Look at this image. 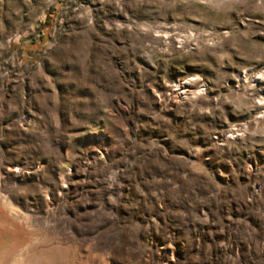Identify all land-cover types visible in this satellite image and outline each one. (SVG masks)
Listing matches in <instances>:
<instances>
[{"label": "rangeland", "instance_id": "rangeland-1", "mask_svg": "<svg viewBox=\"0 0 264 264\" xmlns=\"http://www.w3.org/2000/svg\"><path fill=\"white\" fill-rule=\"evenodd\" d=\"M0 226V264H264V0H0Z\"/></svg>", "mask_w": 264, "mask_h": 264}, {"label": "bare ground", "instance_id": "bare-ground-1", "mask_svg": "<svg viewBox=\"0 0 264 264\" xmlns=\"http://www.w3.org/2000/svg\"><path fill=\"white\" fill-rule=\"evenodd\" d=\"M1 223H2V220H1ZM4 234H9V236H11V235L14 236L12 233H7L5 231V229H3V226H0V242L2 240L1 237ZM16 236L17 237L19 236L18 233H16ZM33 247H30V248H28V249H26L25 251L22 252V254L24 255L23 261H16V262H14L12 264H67L66 260L64 259L65 255H63L62 253L61 254L58 253V250H57V253H56L54 251V249H53L54 247L52 245L47 246V247L41 246V245L38 246V247L37 246H33ZM63 253H64V250H63ZM65 254H66V251H65ZM103 261H105V260H103Z\"/></svg>", "mask_w": 264, "mask_h": 264}]
</instances>
